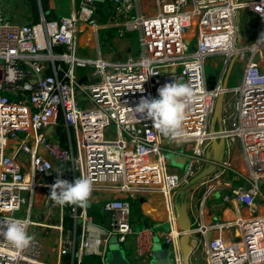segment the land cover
<instances>
[{
  "label": "built area",
  "instance_id": "built-area-1",
  "mask_svg": "<svg viewBox=\"0 0 264 264\" xmlns=\"http://www.w3.org/2000/svg\"><path fill=\"white\" fill-rule=\"evenodd\" d=\"M99 1L80 0L60 18L16 22L3 14L0 0V221L27 219V231L35 236L21 251L0 234V264H85V256H98L105 264L112 235L123 246L133 236L136 264H148L155 228L135 229L138 218L130 198L143 190L178 194L211 162L206 150L222 136L240 141L249 168L248 183L231 188L223 198L233 197L249 214L234 221L240 227L239 244L221 237L208 241L207 264H264V215L256 204L258 180L264 178V69L257 58L260 46L238 45L242 36L239 40L236 27V13L248 8L262 16L264 29V0H158L152 15L144 14L137 0H111L110 24L121 35L139 32L138 53L123 59L105 58L100 51L94 58L79 54V33L87 25L100 26L95 18ZM214 55H221L223 63L210 72L215 75L210 88L206 64ZM234 56L244 63L242 79L224 89ZM84 68L89 70L79 72ZM174 81L189 83L197 94L186 110V135L178 141L163 137L150 119L136 117L131 109L142 97L158 98V89ZM78 90L85 100H79ZM222 91L223 129H212ZM173 144L186 147L180 174L167 168L166 150ZM54 174L69 182L85 176L92 192L114 191L121 197L104 201L105 219L97 222L87 206L67 209L50 199ZM38 189L48 192L33 217ZM107 211L112 212L108 226ZM55 231L58 246L45 255L40 237ZM181 233L175 217L162 235L175 264H183Z\"/></svg>",
  "mask_w": 264,
  "mask_h": 264
},
{
  "label": "crops",
  "instance_id": "crops-1",
  "mask_svg": "<svg viewBox=\"0 0 264 264\" xmlns=\"http://www.w3.org/2000/svg\"><path fill=\"white\" fill-rule=\"evenodd\" d=\"M79 2L80 0H2L1 9L3 14L13 21L37 22L42 17L52 19L69 15L76 7H78ZM137 3L140 10L147 15L155 14L158 8V0H137ZM106 4L108 7L109 17L112 9L111 0H100L97 8H101ZM243 16L245 30H243L242 33V31H240V25L242 23ZM261 20L262 16L248 8L240 9L236 13L237 33L240 32L242 36L240 45L245 47L254 46V48L259 45L260 53H257L259 54L257 58H259L260 65L264 69V29H262ZM255 22L260 23V26H257ZM253 25L256 27V30L254 32L253 39L249 40L247 38V28ZM105 26L118 31L115 25L105 24ZM88 28L90 29L87 30V28H83V33L81 34V36L83 35L81 38L82 40L80 39L81 44L86 41V43L89 44V51L95 49L97 53L98 51L101 52L100 47L95 43V41L94 43H90L89 40L84 39V33L90 31L91 29L92 30L90 32L96 39L98 37L97 32L99 28L95 29L91 26ZM127 52L129 55H133L131 54L132 52H130L129 46L127 48ZM105 55H109L107 58H125L118 56L116 53L111 51L110 54L106 53ZM105 55L103 56L105 57ZM216 128L219 129L218 126H216ZM184 148L186 147L177 144L171 145L170 151H173L176 155L167 157V168L170 172L180 174V169L184 168L186 163L183 162L185 159L183 156L185 157L186 153ZM224 162L229 163V165H225ZM170 165H174V167L170 168ZM248 177L249 168L242 155L240 141L237 138L226 139L225 154L222 162L217 163L216 170L209 176H206L189 187L186 200L192 220L190 243L193 245V253L190 256V264L208 263L205 247L208 241L212 238L221 237L229 244L240 241V227L235 224L234 221L240 216H247L249 214V210L245 205L239 203L233 197H231L230 200H224L223 196L228 192V190H231V188H234L239 184L248 183ZM258 186L259 194L256 198L257 212L259 215H264V178L258 180ZM40 190L41 189H38L36 192L37 198H40L41 196V193H39ZM176 194L174 196L172 194L164 195L158 190H143L137 192L134 197L130 198L132 213L136 216V218H138L135 229H139L145 225L153 226L155 228L153 232L154 241L156 239L164 241L162 235L169 230L166 229V226H169L170 228L173 218L176 217L174 205L177 199ZM259 196L260 198H258ZM119 197H121L120 193L101 190L94 194L93 200L100 199V203L104 204V201L106 200H113ZM93 200L91 199V201ZM35 206H37V203ZM104 219L105 213H103V221ZM65 224L68 226L67 222H65ZM57 234L58 231H55L54 233H44L41 235L40 241L43 245L45 255L57 248ZM124 249L129 260L133 264H136L133 256V236H131L128 243L125 244Z\"/></svg>",
  "mask_w": 264,
  "mask_h": 264
},
{
  "label": "clouds",
  "instance_id": "clouds-1",
  "mask_svg": "<svg viewBox=\"0 0 264 264\" xmlns=\"http://www.w3.org/2000/svg\"><path fill=\"white\" fill-rule=\"evenodd\" d=\"M225 40L228 38L225 37ZM197 94L189 83L171 82L158 89V98L142 97L137 106L131 108L136 117L150 119L154 128L165 138L178 141L185 137L183 127L187 108L195 102ZM92 192V182L81 176L74 182L60 179L51 185L50 199L58 206H87ZM30 221L20 218H7L0 221V234L17 250L29 248L35 240L27 229Z\"/></svg>",
  "mask_w": 264,
  "mask_h": 264
},
{
  "label": "water",
  "instance_id": "water-1",
  "mask_svg": "<svg viewBox=\"0 0 264 264\" xmlns=\"http://www.w3.org/2000/svg\"><path fill=\"white\" fill-rule=\"evenodd\" d=\"M256 27L250 26L247 28V38L252 40L254 37V32ZM239 40L241 33H238ZM236 56L232 57L228 64V69L223 80V88L226 89L228 86V80L234 63L236 61ZM214 74L208 75V83L209 87L212 88L214 85ZM85 78L82 77L80 82ZM79 95V100H85L86 97L82 94L80 90L77 91ZM224 91H222L216 100L212 119H211V127L215 129L216 126L219 129H223L222 125V105L224 100ZM89 103H84L85 107H89ZM47 132H50V135H53V128L48 127ZM226 150V138L224 136L219 139H212L209 143V146L206 150V155L210 158L211 162L204 167L199 173L194 175L189 182L182 187L177 195V199L175 201V214L177 224L182 231V234L179 237V244L182 252L183 264H190V256L193 253V245L190 243L191 233H192V220L190 217L188 205H187V194L189 192V187L194 185L199 180L209 176L213 173L217 168V163L222 162ZM58 167H61V163H57ZM112 212L107 211L106 216L107 219L105 221L106 226L109 225ZM105 264H132L129 258L126 255L125 249L123 248L122 242L118 241L116 235L110 236L108 240V250L105 257ZM148 264H175L173 258L170 253L169 244L164 241L155 240L154 250L152 254V258L150 259Z\"/></svg>",
  "mask_w": 264,
  "mask_h": 264
},
{
  "label": "rangeland",
  "instance_id": "rangeland-1",
  "mask_svg": "<svg viewBox=\"0 0 264 264\" xmlns=\"http://www.w3.org/2000/svg\"><path fill=\"white\" fill-rule=\"evenodd\" d=\"M95 18L97 20V23L100 25L98 32H97L98 37L96 39L93 37V34L90 32L92 30L91 29L90 31H87L84 33V39L89 40L90 43H94V41H95V43L100 47L103 55H105L106 53L110 54V51H111V52L116 53L118 56L127 57L129 55V54H127L128 53L127 52L128 46L130 47V52H132L131 54L137 53L138 49L140 48L139 32L138 31H127L124 35H121L120 32L117 31L116 29L108 28L105 26V24L110 25L109 20H107L109 18L108 17L107 4L101 8H97L96 13H95ZM255 24L257 26H260V23H258V22H255ZM88 27H90V26L87 25L84 28H87V30H88V29H90ZM194 28H195V25H192V27L189 29V34H188L189 37H191L192 33L195 31ZM243 30H245V28H244V16L242 17V23L240 25V31H242V33H243ZM82 33H83V31H81L79 33V41H78L79 54L82 56L94 58L95 56H97L96 50L92 49L89 51V44L86 43V41H84L81 44V40H82L81 38L83 36V35L81 36ZM237 44L240 45V42L237 41ZM107 56H109V55H105V58H107ZM222 63L223 62L221 60V55L212 56L206 64V73L210 74V72L212 70L216 69L215 66L217 64H218V68H220L222 66ZM243 68H244L243 61L237 59L234 63L232 71L230 73L229 80H228V86L233 87V86H236L239 84L240 80L242 79ZM88 70H89V68L79 69V72L86 73ZM112 129H113V127H112ZM165 148L167 149V146ZM166 155H167V157H169V156H175L176 154L173 151L166 150ZM183 158H185L183 160V162L185 163L187 159L184 156H183ZM173 167H174V165H170V168H173ZM180 170H181L180 173H183V168H181ZM57 178H58V175L54 174L49 179L53 180L55 182V180ZM46 181H47V179H46ZM45 192H48V190L41 189L39 192V193H41V196H40V198L39 197L37 198V206H35V208L33 209V217H35L34 216L35 212L39 208L38 204L41 201L43 193H45ZM96 192L97 191L91 193L90 201H91V199L92 200L94 199L93 197H94V194ZM105 195H107V194H105ZM258 198H260V196ZM99 200L100 199L93 200L91 202L92 203L94 202L97 206H99L100 201H101V200L100 201ZM70 207L71 206L68 205V208H70ZM66 218L67 219L70 218L69 213L66 214ZM166 229H169V226H166ZM124 247H125V245L123 246V248Z\"/></svg>",
  "mask_w": 264,
  "mask_h": 264
},
{
  "label": "trees",
  "instance_id": "trees-1",
  "mask_svg": "<svg viewBox=\"0 0 264 264\" xmlns=\"http://www.w3.org/2000/svg\"><path fill=\"white\" fill-rule=\"evenodd\" d=\"M58 129L60 131V136L62 138V143H65V134L64 132H62L63 129V124H62V120L59 123ZM67 180V179H65ZM68 181V180H67ZM72 206V205H70ZM79 210L81 208V206H78ZM70 209V208H68ZM87 209H88V213H90L91 215H93L94 219L97 222H102L103 221V203H100L99 206H97L94 202L92 203L90 200L87 204ZM67 224H71V218L66 219ZM84 263L85 264H101V260L98 256H85L84 257Z\"/></svg>",
  "mask_w": 264,
  "mask_h": 264
}]
</instances>
